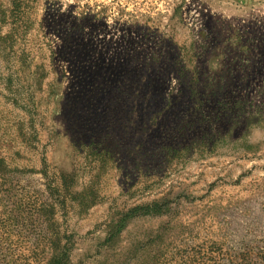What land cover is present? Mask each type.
Wrapping results in <instances>:
<instances>
[{"label": "rangeland", "instance_id": "1", "mask_svg": "<svg viewBox=\"0 0 264 264\" xmlns=\"http://www.w3.org/2000/svg\"><path fill=\"white\" fill-rule=\"evenodd\" d=\"M14 8L0 0L6 264L64 245L66 264H264V0ZM131 59L161 85L106 118L88 101Z\"/></svg>", "mask_w": 264, "mask_h": 264}, {"label": "trees", "instance_id": "2", "mask_svg": "<svg viewBox=\"0 0 264 264\" xmlns=\"http://www.w3.org/2000/svg\"><path fill=\"white\" fill-rule=\"evenodd\" d=\"M12 4L15 7L14 11L18 10V4L19 0H12ZM17 9V10H16ZM145 61L143 63H139L136 59H131V61L128 63L127 67L130 68L128 71L123 69L121 66L117 69V72L114 73V81H112L110 84H106V81H101V83H98V86L101 87V90H96V96L95 98L99 97L96 102L94 99H90L88 102L93 107L99 99H103L105 101H109L110 107L108 105H101L102 108H107L106 112H104L106 118L109 116L107 113V110L109 108L117 106L119 109L124 107L125 109L128 108L129 111H134L136 109L137 112H139V108H145L148 106V101H150V97L155 92V87L161 85V81H156L155 79H152L153 73L156 71L154 68H148ZM149 66V65H148ZM151 67V66H150ZM111 87L112 90L110 93L107 91ZM111 93L115 94V96L112 98ZM102 101V100H101ZM100 101V102H101ZM108 103V104H109ZM147 108V107H146ZM100 118V117H99ZM100 120V119H99ZM97 125V124H96ZM132 126H126V130H122L121 133H124L125 135L121 138L123 139H129L131 137H134L135 135L139 138H147L149 136L150 128L146 129L145 127H135L137 130V133L132 134L131 128ZM190 127V125H189ZM100 132L101 129H98ZM130 132H129V131ZM174 130V131H173ZM176 129H170L168 132L171 134L176 132ZM119 133V134H121ZM118 131L116 133V136H119ZM167 134V133H166ZM165 134V135H166ZM107 135V133H106ZM10 173V169L8 165H5V163L0 160V189L7 183V175ZM143 216H148L147 214H143ZM1 220H0V227H1ZM1 231V230H0ZM5 238L0 232V264H6L4 261L6 258L5 250H7L6 246H4V240ZM69 248H67L66 245H64L62 248H60V256L57 258H53L50 264H66V257H67V251ZM64 258L65 261L62 259Z\"/></svg>", "mask_w": 264, "mask_h": 264}]
</instances>
